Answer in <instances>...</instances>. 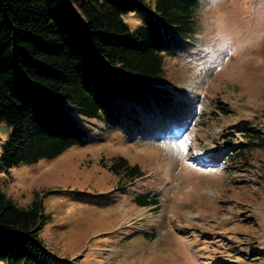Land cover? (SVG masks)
<instances>
[{"label": "rangeland", "instance_id": "1", "mask_svg": "<svg viewBox=\"0 0 264 264\" xmlns=\"http://www.w3.org/2000/svg\"><path fill=\"white\" fill-rule=\"evenodd\" d=\"M199 1L195 34L163 51L161 104L126 105L118 121L79 117L86 146L9 172L12 130L0 125V189L21 209L42 201L51 255L0 254V264H264V142L244 136L264 125V0H220L211 16ZM143 4L152 12L156 0ZM124 19L134 30L147 17ZM234 39L243 47L229 54ZM179 139L182 158L170 147ZM118 157L143 176L114 175ZM137 195L157 203L139 206Z\"/></svg>", "mask_w": 264, "mask_h": 264}, {"label": "trees", "instance_id": "2", "mask_svg": "<svg viewBox=\"0 0 264 264\" xmlns=\"http://www.w3.org/2000/svg\"><path fill=\"white\" fill-rule=\"evenodd\" d=\"M199 5L156 0L149 12L143 0H0V125L12 130L2 153L5 169L86 146L79 117L118 121L126 105L161 104L169 95L163 51L195 34ZM137 10L147 19L132 30L124 15ZM217 107L229 112L221 102ZM244 135L253 141L260 132L249 128ZM110 171L130 181L143 176L122 157ZM136 202L157 203L147 195ZM47 220L40 199L21 209L0 189V254L49 261L40 237Z\"/></svg>", "mask_w": 264, "mask_h": 264}, {"label": "clouds", "instance_id": "3", "mask_svg": "<svg viewBox=\"0 0 264 264\" xmlns=\"http://www.w3.org/2000/svg\"><path fill=\"white\" fill-rule=\"evenodd\" d=\"M220 7V0H205L204 11L210 16L214 15L215 11ZM230 47L229 54H236L242 50L243 43L234 39L230 45H226L225 50H228Z\"/></svg>", "mask_w": 264, "mask_h": 264}, {"label": "snow or ice", "instance_id": "4", "mask_svg": "<svg viewBox=\"0 0 264 264\" xmlns=\"http://www.w3.org/2000/svg\"><path fill=\"white\" fill-rule=\"evenodd\" d=\"M170 147L176 150L175 155L177 158H182V156L187 152L185 139H179L178 143H174Z\"/></svg>", "mask_w": 264, "mask_h": 264}, {"label": "built area", "instance_id": "5", "mask_svg": "<svg viewBox=\"0 0 264 264\" xmlns=\"http://www.w3.org/2000/svg\"><path fill=\"white\" fill-rule=\"evenodd\" d=\"M252 128H254L256 131L258 130L260 132V136H257L255 141L256 142L261 141V140L264 141V125L261 128H259L258 126H254Z\"/></svg>", "mask_w": 264, "mask_h": 264}]
</instances>
